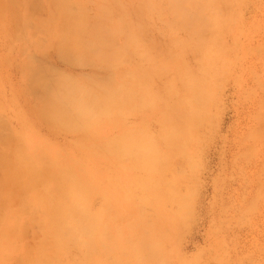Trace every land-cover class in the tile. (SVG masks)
I'll return each instance as SVG.
<instances>
[{
	"label": "rangeland",
	"instance_id": "374dc122",
	"mask_svg": "<svg viewBox=\"0 0 264 264\" xmlns=\"http://www.w3.org/2000/svg\"><path fill=\"white\" fill-rule=\"evenodd\" d=\"M0 264H264V0H0Z\"/></svg>",
	"mask_w": 264,
	"mask_h": 264
},
{
	"label": "bare ground",
	"instance_id": "6f19581e",
	"mask_svg": "<svg viewBox=\"0 0 264 264\" xmlns=\"http://www.w3.org/2000/svg\"><path fill=\"white\" fill-rule=\"evenodd\" d=\"M66 16H68V15H66ZM69 16H71V15H69ZM67 18H69V17H67ZM63 19H64V18H63ZM71 19H73V18H71ZM76 19H77V18H76ZM66 21H67V20H66ZM68 22H70V21H68ZM71 22H73V21H71ZM73 23H74V22H73ZM63 24H64V22H63ZM67 24H68V23H67ZM65 25H66V23L64 24V26H65ZM70 25H71V24H70ZM60 26H61V25H60ZM64 26L62 25V27H64ZM77 26H78V24H77ZM70 28L73 29V27H70ZM74 28H75V27H74ZM68 29H69V28H68ZM68 29H67V31H68ZM79 29H80V28H79ZM79 29H78V30H79ZM58 30H59V28H58ZM84 30L86 31V29H84ZM61 31H63V30H61ZM67 31H66V32H67ZM74 31H75V30H74ZM79 32H80V30H79ZM81 32H83V31H81ZM81 32H80V33H81ZM61 33H62V32H61ZM64 33H65V32H64ZM69 33H70V29H69ZM59 34H60V33H59ZM89 34H90V33H89ZM85 36H86V35H85ZM77 37H78V36H77ZM70 39H71V38H70ZM58 41H59V40H58ZM59 42H60V41H59ZM61 43H62V42H61ZM71 43H72V42H71ZM73 43H74V42H73ZM61 45H62V44H60V46H61ZM65 46H67V45H65ZM76 46H77V45H76ZM63 47H64V46H63ZM69 47H70V46H69ZM70 48H72V47H70ZM75 50H76V49H75ZM64 51H65V49H64ZM64 51H63V52H64ZM66 53H67V52H66ZM73 54H74V53H73ZM65 56H66V54H65ZM73 57H74V56H73ZM75 57H76V56H75ZM68 58H70V57L68 56ZM65 59H66V58H65ZM68 61H70V60H68ZM85 62H86V61H85ZM71 65H72V64H71ZM90 67H92V66H90ZM60 90H61V88H60ZM58 91H59V90H58ZM66 91H67V90H66ZM47 92H48V91H47ZM64 93H65V92H64ZM67 93H68V92H67ZM44 94H45V93H44ZM46 94H48V93H46ZM60 94H61V93H60ZM49 95H50V94H49ZM55 95H56V94H55ZM65 95H66V94H65ZM70 95H71V94H70ZM52 97H53V96H52ZM63 97H65V96L63 95ZM66 97H67V95H66ZM66 97H65V98H66ZM72 97H74V96H72ZM55 98H56V96H55ZM67 98H68V97H67ZM70 98H71V97H69V100L72 99V98H71V99H70ZM52 99L54 100V98H52ZM42 100H43V99H42ZM56 100L59 101L60 99H59V100L56 99ZM69 100L66 99V102L69 101ZM72 100H73V99H72ZM50 101H51V100H50ZM57 101H56V103H54V101H53V102L51 101V102L54 104L53 106H55V105L57 104ZM69 102H70V101H69ZM61 103H62V102H61ZM68 104H69V103H68ZM73 104H74V103H73ZM59 105H60V102H59V104H58V107H59ZM84 105H85V104H84ZM56 106H57V105H56ZM56 106H55V108H56ZM62 107H63V106H62ZM63 108H64V107H63ZM73 108H74V107H73ZM59 109H60V108H59ZM76 109H77V108H76ZM76 109H75V110H76ZM84 109H85V107H84ZM57 110H58V108H57ZM62 110H63V109H62ZM73 110H74V109H73ZM82 110H83V109H82ZM55 112H57V111L55 110ZM59 112H61V114H62L63 111H59ZM59 112H57V114H58ZM65 112H66V111H64V114H65ZM69 112H70V111H69ZM74 112H75V111H74ZM79 112H81V111H79ZM52 113H54V112H52ZM75 113H76V112H75ZM81 114H82V113H81ZM74 115H75V114H74ZM74 115H73V116H74ZM76 115H77V114H76ZM69 116H70V115H69ZM78 116H79V115H78ZM24 158H25V157H24ZM24 158L22 157V159H21V158H20V159L24 161ZM15 159H16V158H15ZM12 161H13V160H12ZM15 161H16V160H15ZM23 161H22V162H23ZM25 161H27V157H26V160H25ZM16 162H17V161H16ZM10 165H11V164H10ZM20 166H21V165H20Z\"/></svg>",
	"mask_w": 264,
	"mask_h": 264
}]
</instances>
